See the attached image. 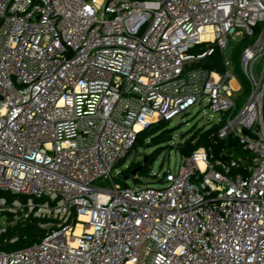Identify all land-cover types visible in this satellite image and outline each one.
I'll return each instance as SVG.
<instances>
[{"label": "built area", "instance_id": "obj_1", "mask_svg": "<svg viewBox=\"0 0 264 264\" xmlns=\"http://www.w3.org/2000/svg\"><path fill=\"white\" fill-rule=\"evenodd\" d=\"M245 37L238 107L226 51ZM216 50L222 72L200 64ZM196 105L243 155L199 147L158 186L97 184ZM0 193V246L45 230L0 264H264V0H0Z\"/></svg>", "mask_w": 264, "mask_h": 264}, {"label": "trees", "instance_id": "obj_2", "mask_svg": "<svg viewBox=\"0 0 264 264\" xmlns=\"http://www.w3.org/2000/svg\"><path fill=\"white\" fill-rule=\"evenodd\" d=\"M250 41L251 39L245 40L243 43H239L234 47L233 54L235 57L238 56V52L242 44L245 45ZM200 64L208 69L217 70L219 72L224 70L223 56L219 50H216L212 55L202 59ZM234 69L236 73H238V77L243 86V91L248 93L250 87L247 79L245 78L244 74L241 73L236 64ZM170 122V120L161 119L155 123H152L147 129L142 130L138 134L135 144L123 160H125L134 150L138 149L139 147H148L152 150L150 153H148L146 157L147 159L144 160L143 163L142 161H134L129 164L128 167L122 171L124 176H129L131 171L139 166H141L140 170L138 171L139 173L150 174V167L157 156L163 151L167 152L174 146L172 144L173 127L170 126ZM220 126L221 125H214L210 129L206 130L204 128L190 130V135L178 142L177 151H179L181 154H190L199 147H205L210 152H213L215 155L219 156L222 148H226L228 153L232 152L235 147L237 149H241L236 138L230 136L228 138L221 139L218 137ZM40 221L42 220L39 218H32L25 224H18L10 227L7 232L3 234L2 242L4 239L9 240L15 236L17 239L14 242H6L0 246V249L11 250L22 248L41 240L45 230L39 226Z\"/></svg>", "mask_w": 264, "mask_h": 264}, {"label": "rangeland", "instance_id": "obj_3", "mask_svg": "<svg viewBox=\"0 0 264 264\" xmlns=\"http://www.w3.org/2000/svg\"><path fill=\"white\" fill-rule=\"evenodd\" d=\"M250 38H237L238 41L232 42L230 49L226 51V58L230 60L234 66L235 64L240 69L241 73L243 74L241 67H240V52L244 46L242 44L238 56L235 57L233 54L234 47L238 45L239 43H243L245 40H249ZM207 44L201 45L200 47H207ZM199 47L195 49V51H198ZM236 77L240 81L238 77V73H236ZM250 91V89H249ZM248 93H245L243 90L239 93L240 99L238 100V107L242 105L244 102V97H246ZM221 117L220 113L213 114L212 117L209 116L208 107L206 106H193L190 108L189 113L183 114L182 116H176L171 120L170 126L173 127V134H172V144L174 145L172 148H170L167 152L163 151L161 154L157 156L155 161L150 167V174H143V173H137L136 177L129 174L127 179H124V175H119V171H123L125 169L126 165L131 164L134 161H143L146 160L148 153L151 152V148L148 147H139L138 149L134 150L125 160L118 163L112 170V181L111 180H100L97 182L98 185L104 186L107 188L113 187V182L116 184H120L122 187H132L135 188L137 186H144L147 184H152L158 186L160 183L156 181L157 176L156 174L162 173L167 168L172 169L173 171L176 170L181 162V153L177 151V144L181 140L185 139L190 135V130L197 129V128H204L210 129L217 123L218 118ZM185 135V136H183ZM244 152L241 149H237L236 147L232 150V154L235 156H241ZM127 176V175H126ZM12 219H9V216L6 214L3 221L5 224L9 222L8 226L14 225V221L11 222Z\"/></svg>", "mask_w": 264, "mask_h": 264}, {"label": "water", "instance_id": "obj_4", "mask_svg": "<svg viewBox=\"0 0 264 264\" xmlns=\"http://www.w3.org/2000/svg\"><path fill=\"white\" fill-rule=\"evenodd\" d=\"M140 167H141V166H139V167L133 169V170L131 171V174H132V175H136V174L138 173V171L140 170ZM127 178H128V176H124V179H127Z\"/></svg>", "mask_w": 264, "mask_h": 264}, {"label": "bare ground", "instance_id": "obj_5", "mask_svg": "<svg viewBox=\"0 0 264 264\" xmlns=\"http://www.w3.org/2000/svg\"><path fill=\"white\" fill-rule=\"evenodd\" d=\"M232 85L235 86V87H237L236 80H233V81H232ZM79 231H80V230H78L77 232H79Z\"/></svg>", "mask_w": 264, "mask_h": 264}]
</instances>
